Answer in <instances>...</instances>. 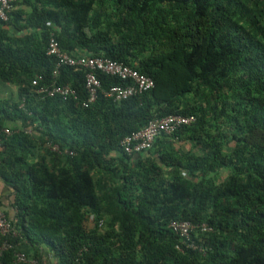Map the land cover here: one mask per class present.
<instances>
[{"label": "trees", "instance_id": "1", "mask_svg": "<svg viewBox=\"0 0 264 264\" xmlns=\"http://www.w3.org/2000/svg\"><path fill=\"white\" fill-rule=\"evenodd\" d=\"M6 14L0 264H264V0H16ZM51 38L153 87L114 100L134 82L97 72L88 103L85 69L54 75ZM38 76L75 95L36 94ZM170 116L194 121L124 150ZM172 221L210 228L192 237L202 252L176 248Z\"/></svg>", "mask_w": 264, "mask_h": 264}, {"label": "built area", "instance_id": "2", "mask_svg": "<svg viewBox=\"0 0 264 264\" xmlns=\"http://www.w3.org/2000/svg\"><path fill=\"white\" fill-rule=\"evenodd\" d=\"M16 0H0V20H7V11L12 7V4ZM48 54L53 55L57 59V67L53 72L54 75L58 73V68L61 66L68 67H79L86 70L85 75V88L89 93L88 103L95 100L96 91L100 87V82L96 76L97 72L104 73L106 75L117 77L122 81H133L135 86L124 85L123 87H112L106 94L112 97L114 100L126 99L133 96L136 93H141L143 91L149 90L153 87V81L141 75L134 69L125 66L121 63H117L111 60L102 58H90V57H71L64 53H61L58 43L54 38L49 40L48 44ZM42 80L41 77L35 78L31 82V86L34 92L39 95H48L49 97L60 96L63 99L73 97L75 92L70 89L67 85L61 87L47 88L46 86H40L39 82ZM87 104L85 103V106ZM194 121L193 117H182V116H170L151 122L143 130L133 133L123 139L121 145L127 153L132 151H142L149 148L153 140L158 136V134L170 135L177 128L182 125H189ZM3 133L8 135L10 131L4 129ZM134 142L135 146L131 149L130 145ZM53 151L57 150V147L51 148ZM169 228L173 233H175L180 238V244L177 245V249L182 250H197L202 252L201 246H199L192 237L200 236L201 233H206L210 231V228L205 224L193 225L187 221H172L169 224ZM8 229V224L0 213V232L5 234ZM18 261H24V256L22 254L17 256Z\"/></svg>", "mask_w": 264, "mask_h": 264}, {"label": "rangeland", "instance_id": "3", "mask_svg": "<svg viewBox=\"0 0 264 264\" xmlns=\"http://www.w3.org/2000/svg\"><path fill=\"white\" fill-rule=\"evenodd\" d=\"M2 86H0L1 88ZM16 88L14 86L8 85L4 86L1 92V96L7 98L11 93L15 96Z\"/></svg>", "mask_w": 264, "mask_h": 264}]
</instances>
